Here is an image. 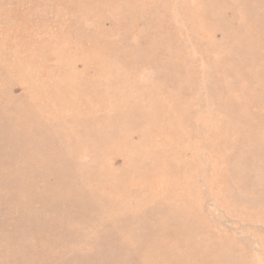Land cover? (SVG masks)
Wrapping results in <instances>:
<instances>
[{
  "label": "rangeland",
  "instance_id": "rangeland-1",
  "mask_svg": "<svg viewBox=\"0 0 264 264\" xmlns=\"http://www.w3.org/2000/svg\"><path fill=\"white\" fill-rule=\"evenodd\" d=\"M0 264H264V0H0Z\"/></svg>",
  "mask_w": 264,
  "mask_h": 264
}]
</instances>
